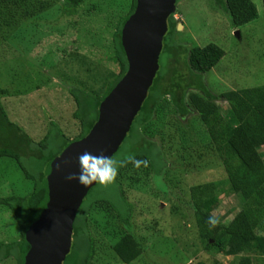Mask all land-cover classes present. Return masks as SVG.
<instances>
[{"label": "rangeland", "instance_id": "1", "mask_svg": "<svg viewBox=\"0 0 264 264\" xmlns=\"http://www.w3.org/2000/svg\"><path fill=\"white\" fill-rule=\"evenodd\" d=\"M251 2L257 18L235 31L214 0H178L173 50L161 51L159 73L163 74L176 56L175 46L190 49L213 44L225 53L204 78L213 95L264 86V9L261 0ZM129 8V0H88L72 19L61 16L60 7L55 6L14 31L6 41H0V88L8 91L3 106L9 118L34 142L44 137L50 124L69 139L78 134L69 89L82 86V81L89 83L90 74L95 84H101L107 79L106 68L117 71L111 61V35L118 19ZM236 32H239L237 36ZM75 53L81 56L74 57ZM55 64H58L56 69H49ZM56 73L64 74L65 79L60 81ZM36 87L40 89L34 90ZM18 92L22 94V103L15 104L14 95ZM215 103L226 116L227 104ZM157 122L170 170H164L159 177L147 175L144 169L127 172L122 181L125 189L120 194L112 188L114 182L107 186L98 184L87 200H113L120 212L124 208L122 204H131L130 233L142 241L144 251L130 264H236L239 256H225L216 249L204 251L206 244L197 235L191 206L215 195L216 183L226 178L215 163H202L191 170L193 162L186 157L208 142L198 116L193 113L181 121L171 109L159 114ZM260 154L264 156V146ZM31 188L14 160L0 158L1 199L26 196ZM179 196L184 206L175 201ZM241 206L237 195L221 196L213 216L218 222L228 224ZM89 218L92 226H100L98 232L105 246L109 242L113 246L122 238L124 230H117V222L114 230L108 229L114 236L104 232L105 211L92 210ZM260 225L259 234L264 236V219ZM17 231L10 210L0 206V243L17 240ZM105 256L98 264H122L115 259L111 248ZM1 264L16 263L11 259ZM252 264H264V257H253Z\"/></svg>", "mask_w": 264, "mask_h": 264}, {"label": "trees", "instance_id": "2", "mask_svg": "<svg viewBox=\"0 0 264 264\" xmlns=\"http://www.w3.org/2000/svg\"><path fill=\"white\" fill-rule=\"evenodd\" d=\"M87 1L0 0V41H6L14 31L27 22L38 19L55 6L60 7L61 16L73 19L77 10ZM129 1L128 12L118 19L111 35V61L117 71L101 66L107 74V79L101 84H95L90 74L89 83L82 81V86L69 89L75 106L73 118L78 123V134L73 139L50 124L44 137L37 143L34 142L22 127L9 118L3 106L7 99L4 95L8 91L0 88V158L14 160L23 178L32 187L26 196L0 198V206H6L10 210L18 230L17 240L0 243V264L11 259L16 264H21L24 260L28 251L24 244L25 224L42 199L44 177L49 165L70 144L81 141L89 134L98 121L100 105L127 73L128 63L121 43V32L136 8V0ZM261 2L264 9V0ZM177 3L178 0L175 6ZM214 3L229 18L235 31L257 18V10L251 0H214ZM176 26L177 22L170 16L162 50L172 52V37ZM175 48L178 50L177 53L175 51L176 56H173L163 74L158 70L126 138L111 157L124 161L131 156L134 161L141 163L136 166L134 161H129L118 166L112 188L119 194L125 189L122 181L127 172L137 173L144 169L147 175L159 177L164 170L169 171L166 151H163L162 140L157 131L159 114L172 109L176 118L183 121L194 113L205 130L208 142L186 157L193 162L191 170L193 171L194 166L210 162L218 164L226 177L225 181L216 183L215 195L191 206L198 238L206 244L204 251L216 249L225 256H239L236 264H252L253 257H264V236L259 234L260 223L264 219V156L260 154V149L264 146V86L213 95L205 85L204 78L224 58V51L213 44L203 48ZM73 56L81 55L75 53ZM52 66L49 69H56L58 64ZM89 72L93 71L89 69ZM58 74L55 77L60 81L65 79L64 74ZM38 89L40 87L34 90ZM14 96L17 97L15 104L17 101L22 103V94L18 92ZM217 101L227 104L226 116L221 114L215 103ZM97 188L96 183L88 191L76 214L70 252L62 264L101 263L109 248L118 262L130 264L144 251L142 241L130 233L131 204H122L124 208L120 212L113 200L106 202L96 198L88 201ZM233 194L242 203L240 211L228 224L218 222L212 227L208 220L210 217L214 218L213 212L218 207L220 197ZM175 201L184 206L180 196ZM92 210L105 211L103 230L107 235L114 236L113 232L108 233V229L114 230L116 222L117 230H124V233L121 232L122 238L113 246L110 242L105 246L104 239L100 238L98 232L100 226L91 225L89 215Z\"/></svg>", "mask_w": 264, "mask_h": 264}, {"label": "water", "instance_id": "3", "mask_svg": "<svg viewBox=\"0 0 264 264\" xmlns=\"http://www.w3.org/2000/svg\"><path fill=\"white\" fill-rule=\"evenodd\" d=\"M175 3L136 0L134 13L121 32L127 73L100 105L98 121L89 134L70 144L49 165L42 199L25 224L28 251L21 264H62L69 254L76 214L96 183L85 188L66 177L79 173L78 157L85 151L110 158L118 151L159 70L167 20L176 11Z\"/></svg>", "mask_w": 264, "mask_h": 264}, {"label": "clouds", "instance_id": "4", "mask_svg": "<svg viewBox=\"0 0 264 264\" xmlns=\"http://www.w3.org/2000/svg\"><path fill=\"white\" fill-rule=\"evenodd\" d=\"M172 16L173 19L176 20L175 13ZM78 161L79 173H73L68 175L66 177V180L77 181L80 186L87 188L94 182L103 186L112 184L117 176L118 166H123L129 161H134V158L128 156L124 161H117L108 156H94L89 152L85 151L82 155L78 157ZM134 163L136 166H139L141 162L134 161ZM208 223L212 227H215L218 221L210 217Z\"/></svg>", "mask_w": 264, "mask_h": 264}]
</instances>
